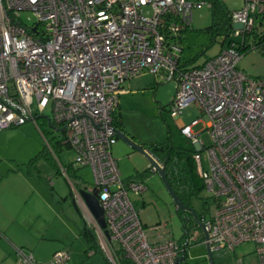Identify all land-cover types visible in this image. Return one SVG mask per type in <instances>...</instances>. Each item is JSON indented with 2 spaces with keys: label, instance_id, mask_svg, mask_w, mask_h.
<instances>
[{
  "label": "built area",
  "instance_id": "1",
  "mask_svg": "<svg viewBox=\"0 0 264 264\" xmlns=\"http://www.w3.org/2000/svg\"><path fill=\"white\" fill-rule=\"evenodd\" d=\"M200 5L0 0V132L30 121L37 126L50 108L51 116L44 118L75 151L72 167L92 173L93 187L84 190L97 193L107 235L94 218L93 229L111 264H121L119 252L128 264H176L189 244L172 238L162 224L141 223L130 195L141 196L147 186L122 179L112 155L119 95L126 83L145 74L157 83L175 82L171 117L179 119L191 105L207 117L209 143L192 130L200 118L180 128L195 149L196 172L213 200L202 219L203 244L212 253L252 244L254 258L247 264H264V77L237 66L245 53L264 48V0H243L241 9L229 13L230 30L219 52L199 66H184L183 34ZM24 11L35 18L31 26L21 19ZM85 212L92 219L86 207ZM15 254L16 264H37L25 248ZM69 260L68 250H59L41 264Z\"/></svg>",
  "mask_w": 264,
  "mask_h": 264
},
{
  "label": "rangeland",
  "instance_id": "2",
  "mask_svg": "<svg viewBox=\"0 0 264 264\" xmlns=\"http://www.w3.org/2000/svg\"><path fill=\"white\" fill-rule=\"evenodd\" d=\"M188 1L201 5L193 8L191 28L183 34L182 59H196L193 65L199 66L219 52L223 36L204 31L212 21L209 0ZM222 2L228 12L239 10L243 6V0ZM145 14L150 15L149 8L145 10ZM21 19L28 26L35 23V18L27 11L21 13ZM237 66L249 76L264 77V51L255 49L245 53ZM175 87L174 81L157 83L149 74L126 83V93L118 99L119 129L134 142L144 146L163 144L170 140L176 147L193 149V145L181 134L180 128L200 118V123L192 128L193 132L197 133L204 129L207 117L201 116L194 105L186 108L179 119L171 117L169 108ZM39 116L41 117L36 121L37 126L30 121L0 132V226L9 229L8 234L18 246L24 244L31 248L37 264L48 263L53 252L59 250H68L70 260L67 264H111L105 259L106 252L103 250L104 256L94 248L88 251L89 237L84 233L82 214L73 204L72 193L75 187L71 185L70 180L78 182L74 180L72 170L68 171L69 180L56 166L58 163L70 165L76 153L66 147L58 150L61 148L62 137L48 126L44 118L51 116L50 108ZM200 135V139L209 143L205 131ZM112 155L117 161L122 179L134 176L137 170L147 169L146 159L118 138L113 145ZM203 164L207 167L205 159ZM18 168L27 177L24 178V181L29 183L27 188L11 180V177H14L13 170ZM75 171L81 181V187H93V176L88 167ZM143 181L147 190L139 197L130 195L131 200L137 202L136 209L141 223L146 228L166 224V231H169L172 238L181 240L180 242L189 241L185 260L180 264H209L203 234L199 229L192 228L187 238H182V223L159 176L148 173ZM15 186L19 187L16 191ZM77 199L80 200L79 197ZM212 201L211 196L202 188L198 197L193 200L196 214L203 215L204 210L210 208ZM83 213L88 226L93 228V218L87 216L84 210ZM97 238L99 245H103L99 234ZM6 241L4 238L0 239V249H6ZM212 254L214 264H237L240 258L247 264L254 258V246L242 244L233 252Z\"/></svg>",
  "mask_w": 264,
  "mask_h": 264
},
{
  "label": "trees",
  "instance_id": "3",
  "mask_svg": "<svg viewBox=\"0 0 264 264\" xmlns=\"http://www.w3.org/2000/svg\"><path fill=\"white\" fill-rule=\"evenodd\" d=\"M209 2H210V8L212 9L211 11L212 21H211L210 26L204 29V31L208 32L209 34L215 35V36L222 35L223 43H224L226 40L227 33L230 30L229 29L230 28L229 13L230 12H228L225 9V6L222 0H209ZM258 50L264 51V48H258ZM195 60L194 59L190 60L188 64H186V66L190 64L193 65V62ZM193 66H197V65H193ZM113 125L114 127L118 128L117 112L114 114V117H113ZM60 146L61 148L59 147L58 150H62L63 147L68 148L62 142L60 143ZM145 149H147L150 152V154H152L153 157L157 159L158 162H160L162 165H165V174H166L167 180L170 186L172 187L173 191L176 193V195L181 200V202L185 206L193 207V200L198 197L199 192L202 190V188H204L203 180L198 176L196 172V164L193 159L195 150L176 147L173 144V142L170 140L166 141L163 144L161 143V144L147 146L145 147ZM54 157L57 158V156L55 155V152H54ZM56 166L58 167V171H61V167H62L65 170L67 176H68L69 170L73 171L71 164L61 165V163H58V165ZM72 173H74V176L77 175L75 174V172H71V174ZM148 173H151L149 168H147L144 171L137 172L132 177L138 178L143 182L144 176H146V174ZM132 177H129L127 180H132ZM72 183L75 186V188H77V186L80 184V183H74V182ZM208 212H209V207L204 210L203 215H198L199 219L202 220L203 217H205L208 214ZM177 215L179 219L184 220L181 217L182 215L179 212H177ZM83 223H84V233L87 235V237H89L88 242L90 244V248L88 249V251H92V248H94L96 249V251L103 254L94 229L89 227L88 224H86V221H84V219H83ZM191 223L192 224H188L186 226V230H188V232H190V230L195 227V225L193 224V221ZM182 238L186 239L187 236L182 235ZM182 242H185V241H182ZM188 246L189 244L185 247L184 255L186 253ZM104 257L108 261L107 257L106 256ZM118 258L121 264H128V261L123 258L120 252L118 253Z\"/></svg>",
  "mask_w": 264,
  "mask_h": 264
},
{
  "label": "water",
  "instance_id": "4",
  "mask_svg": "<svg viewBox=\"0 0 264 264\" xmlns=\"http://www.w3.org/2000/svg\"><path fill=\"white\" fill-rule=\"evenodd\" d=\"M48 125L50 128H54L50 122L48 123ZM59 131L62 132L63 129H59ZM115 132H116L118 139L122 140L129 148H131L133 151L140 153L146 159V161L148 162L147 168L150 169L151 173L157 174L159 176V178L161 179L167 193L169 194V196L171 198L172 203L175 206L176 212H185V213L187 212V213H189L192 216L195 224L198 226V229L202 232L204 239H207V233L204 229V225L201 222V220L199 219L198 215L196 214L194 208L185 206L181 202L179 197L176 195V193L173 191L172 187L170 186V184L167 180L166 174H165V165L161 164L162 166H160L158 164L157 159L155 157H153L147 149H145L142 145L134 142L132 140V138H130L125 133H123L122 130L116 128ZM79 196L86 203L87 208L91 212L92 216L97 221V223L99 224L101 229L104 230V233L107 235V231L105 230V221H104V217H103V213H102L100 204L98 202L97 193L94 192L93 194H90V193L86 192L84 189H80L79 190ZM73 204L76 205L74 200H73ZM181 217L184 219V220L179 219L181 221V223H183V225H182L183 234L182 235L188 236L189 232H188V230H186V226L188 225L190 219L186 214L182 215ZM182 221H184V222H182ZM205 248H206L207 259L209 261V264H214L213 254L211 252L210 246L208 244H205ZM184 260H185V255L179 257L176 260V264H180Z\"/></svg>",
  "mask_w": 264,
  "mask_h": 264
},
{
  "label": "crops",
  "instance_id": "5",
  "mask_svg": "<svg viewBox=\"0 0 264 264\" xmlns=\"http://www.w3.org/2000/svg\"><path fill=\"white\" fill-rule=\"evenodd\" d=\"M184 39V38H183ZM222 46V45H221ZM213 57V56H212ZM211 58V57H210ZM192 60V59H191ZM190 60H183V62H184V66H186V64H188V62H189ZM205 62V61H204ZM203 62V63H204ZM202 63V64H203ZM189 66V65H188ZM198 66V65H197ZM191 67V66H190ZM142 77V76H141ZM140 78V77H139ZM138 79V78H137ZM126 93V90L124 89L122 92H121V94L119 95V97L122 95V94H125ZM118 109H119V105H118ZM117 109V110H118ZM193 121V120H192ZM191 121V122H192ZM200 123V122H199ZM198 123V124H199ZM197 124V125H198ZM205 124H206V122H205ZM205 124H204V129H202V130H200L199 132H197L196 134H198V133H202V132H204L205 131ZM196 125V126H197ZM119 122H118V129H119ZM121 130V129H120ZM206 133V132H205ZM207 135V134H206ZM201 136V135H200ZM141 145V144H140ZM144 148L145 147H147V146H144V145H142ZM193 150H195L194 148H193ZM85 168V167H84ZM72 169H73V171H71V172H76V171H74V170H80L81 168H77V167H72ZM143 170V169H142ZM141 170V171H142ZM140 170L138 171L137 170V172H141ZM61 172L63 173V171H62V167H61ZM14 175V177H11L12 179V181H16V184H18L19 186H21V187H24V188H27L26 186L29 184V183H27L28 181H24V178H27L26 177V175L22 172V170L20 169V168H18V169H14L13 170V172H12ZM67 175V174H66ZM65 175V176H66ZM0 177H2V176H0ZM67 178H69L68 176H66ZM72 177V176H71ZM132 177V176H131ZM75 178V179H74ZM74 178L72 177V179H74L75 181H77L78 183H81V181L79 180V177L76 175V176H74ZM128 178H126V179H124V180H127ZM69 180H70V178H69ZM82 180V179H81ZM132 180H134V181H141L140 179H138V178H133L132 177ZM73 181H71L70 180V183H71V185L73 186V187H75L74 185H73V183H72ZM144 182V181H143ZM85 185V184H84ZM87 186V185H86ZM84 187L85 186H83V187H81V185L79 184L78 186H77V188H75L76 189V193H75V191L72 193V197H73V200L75 201V204H76V207L79 209V212L82 214V218L84 219V221H86V219H85V216H84V213H83V210L85 211V207L87 208V205H86V203L82 200V202L80 201H78V199H77V195L76 194H79V190L80 189H84ZM18 188L19 187H17V186H15V191L16 190H18ZM25 191V190H24ZM80 203H82L83 205H82V207L80 206ZM135 204V206H136V204H137V202L136 203H134ZM142 205H143V202H142ZM86 213V212H85ZM88 213H86V215H87ZM90 214H91V212H90ZM92 215V214H91ZM88 216V215H87ZM92 218H94L93 216H92ZM17 223V225L19 224L18 222H16ZM86 224H87V221H86ZM162 225H164V229L166 230V228H167V225L166 224H162ZM168 232V234H169V231H167ZM9 229H7V228H5V227H3V226H0V239H2V238H4L5 240H7L6 242V244L5 243H3V244H5V246H6V249H0V264H16V262H17V258H16V254H15V250L13 251V249L12 248H14V249H16V248H25V249H27V250H29L31 253H32V250H31V248L29 247V246H26V245H24V244H22V245H20V246H18L17 245V243H15V242H13V240H12V236H10L9 234ZM180 241V240H179ZM8 244V245H7ZM55 252V251H54ZM53 252V253H54ZM32 255H33V253H32ZM33 257H34V259H35V256L33 255ZM36 261V260H35ZM37 262V261H36Z\"/></svg>",
  "mask_w": 264,
  "mask_h": 264
},
{
  "label": "flooded vegetation",
  "instance_id": "6",
  "mask_svg": "<svg viewBox=\"0 0 264 264\" xmlns=\"http://www.w3.org/2000/svg\"><path fill=\"white\" fill-rule=\"evenodd\" d=\"M179 213H180L181 215L186 214V215L189 217V219H190V221H189L188 224H192L191 222L193 221V218H192V216H191L189 213H187V212H186V213H185V212H179ZM201 222H202V220H201ZM193 224L195 225V227H194V226H193V227H194L195 229H198V226L195 224L194 221H193ZM194 228H193V229H194Z\"/></svg>",
  "mask_w": 264,
  "mask_h": 264
}]
</instances>
